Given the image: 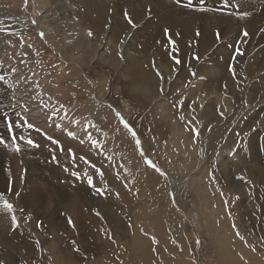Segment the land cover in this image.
<instances>
[{
	"label": "rangeland",
	"instance_id": "obj_1",
	"mask_svg": "<svg viewBox=\"0 0 264 264\" xmlns=\"http://www.w3.org/2000/svg\"><path fill=\"white\" fill-rule=\"evenodd\" d=\"M81 1L0 0V75L8 73L6 79L14 78L16 84L9 87L5 79L1 89L14 92L12 96L27 103L30 111L22 115L59 141L54 144L31 129L47 141L50 153L59 151L60 160L64 159L53 163L48 157L50 162L31 156L53 178L50 187L67 184L59 177L67 178L71 188L90 193L81 197L69 192L85 201L84 211L90 213L93 223L102 221L99 207L105 206L124 222L125 233L110 231L113 243L109 234H104L105 227L78 232L68 224L72 217L64 211L69 204L67 194L60 198V191L48 189L49 218L40 217L33 209L14 208L19 227L14 235L3 239L8 251L0 252V260L9 264L14 257L15 264H24L20 248L29 256V243L22 238L28 235L34 241L28 264H145L128 250L133 229L138 228V235L149 240L152 264H264V90L258 88L264 74V1L204 0L206 10L201 12V0H192V6L189 0L182 4L171 0L169 5L165 0H91L96 15L109 6L104 23L93 16V11L91 18L86 0ZM170 6L176 7L173 12ZM125 10L135 28L124 20ZM204 12L211 14L214 25L206 27ZM238 13L240 23L245 24L228 30L225 21ZM181 15L189 16L190 23H171ZM10 24L14 30L8 28ZM165 28L171 31L179 65L170 58L173 46L166 41ZM210 28L211 40L199 50L197 40ZM244 30L249 33L247 37ZM153 61L165 77L164 95L158 91L161 83L154 74ZM12 67L16 74L10 72ZM8 98L1 103L9 104ZM53 112L56 115L50 119ZM116 112L129 123L135 136L123 127ZM217 131L223 136L210 152L205 146H211ZM5 133V126L0 127V135ZM31 139L38 145L31 149L40 153V144ZM224 150L229 151L228 157L221 156ZM71 160L77 167L84 164L87 174L95 168L94 161H100L101 170L96 175L115 170L114 175L123 182L121 188L106 192L94 175L96 187L106 192L97 195L86 181L75 179L73 174L79 173L80 167H72ZM147 160L164 175L148 167ZM143 178L160 185L156 188L146 179L139 189ZM132 187H138L135 193L128 189ZM124 188L130 196L127 201ZM155 195L157 199H153ZM0 218L11 220V214L0 208ZM52 219L55 236L49 229ZM55 239L59 251L66 247L74 257L64 256L62 262L53 255L51 258L45 244ZM8 252L11 256H6Z\"/></svg>",
	"mask_w": 264,
	"mask_h": 264
},
{
	"label": "bare ground",
	"instance_id": "obj_2",
	"mask_svg": "<svg viewBox=\"0 0 264 264\" xmlns=\"http://www.w3.org/2000/svg\"><path fill=\"white\" fill-rule=\"evenodd\" d=\"M82 1H85V0H82ZM106 1H109V0H106ZM170 1L171 0H165L166 4H168V5H169ZM97 2H99V1H97ZM84 5H86L85 8H87L86 10L89 12L91 18H92V14L91 13L93 11V16H97V18L102 20V22L104 23V21L106 19V14H107V12H109V10L107 11V9L109 8L108 5L105 6L106 10L101 15H99V14L96 15V10H95L96 7H94V3L91 0H86ZM100 5H104V3H101ZM170 8H171L170 12H173L176 7L175 6H170ZM205 14H206V16H205V19L203 20V22H205V25L207 27V26H210L211 24H213V22H212L213 18L211 16V14H209L208 12L205 13ZM231 17H232L231 19L225 21V23H228L229 26H230V27L228 26L229 28L225 27L228 30H233L234 26H235V28L238 27L240 29V27L245 24V23H243V24L240 23V21L242 20L240 18V15L234 14V16H231ZM176 18H178V19H174L173 21L170 20L172 24H178L179 22H180V24H184L185 20H188V23H190V20H191V18H189V16L185 17L184 15L177 16ZM10 26H13V27L10 28ZM10 26L8 28L11 29V30H14V25L10 24ZM49 32H50V30H46L45 31L46 34H50ZM213 32H214V30H213ZM228 33H230V31ZM201 36H202V38L200 37L197 40V47H198L199 50L203 51V49L206 47V45H208L206 43L207 42L209 43V41L211 40V37H212L211 28H210V32L208 34H207V32H205V29H204V32L201 34ZM203 38L206 40V42L204 41ZM188 46H189V44H188ZM182 50H183V48H182ZM202 54H203V52H202ZM202 54H200V55H202ZM198 55H199V53H198ZM194 59H196V58H194ZM258 69H260V68H258ZM222 71H225V70L222 69ZM202 72H205V70L202 71ZM255 73H258V71H256ZM260 76H261V78H260V80L258 82L259 83L258 84V86H259L258 88L264 90V74H261ZM13 79L12 80L8 79L9 81H7L6 84L8 86L9 85H11V86L16 85L13 82ZM2 84L4 85L5 81L0 82V110L1 109L7 110V107H8L9 104L8 103H5V104L1 103V99L9 97L10 98L9 103H10L11 100H12V97H13L12 95H14V92H10L9 90L1 89V85ZM12 119L14 121L16 120L15 117H13ZM4 126L5 125L3 123H0V127H4ZM16 132H17L18 135L19 134H23L26 138L27 137H30V138L34 137L38 141V143L40 144L41 148H39V149L41 150V152L40 153L35 152L34 150L31 149L30 146H28V145H26V144H24L22 142H21L22 151L19 154L15 153L14 151L11 150V145H10V147L8 149H4L3 147L0 148V193L4 194V199H7L11 203H13L14 208H19L21 206L22 208H24L27 211H30V210L33 209L35 211V213H37L40 217H46V213L48 212V210L50 208V203H51V201H50L51 195H50L49 190H51L52 192L53 191H60V195H59L60 198H63L67 194L65 199H66V201L69 204L66 207H64V211L67 212V214L72 217V222H73L74 226L72 225L71 228H76L78 230V232L79 231L80 232H84V231L87 230L88 227H90L91 229H94L95 227H98V228L105 227L104 230H103L105 235H108L110 231L112 233H114V234H119V235L125 233V231H123L125 229V226H126L124 224V222H122L120 220V217L117 215V213L114 210H110L109 208H107L105 206L99 207L101 212H102V214H103V217H102V221L103 222L100 221L99 219H97V222L93 223L94 221L90 217V213H86L84 211L85 201L80 202L79 196L77 194H74V193L69 194V192L80 193L79 195L81 197H83L82 195H85L84 194L85 190L81 189L79 191L77 189L78 187L76 189L71 188L69 186L70 182L67 180V178L59 177L60 180L66 181L67 184H62L61 183L62 186L58 187L57 189H53L52 187H50L49 180H50V182H52L51 179H53V178H51L48 175H46V171L44 170V166L41 165L39 163V161H37L35 159H32L31 156L32 155L42 156L43 159H47V157H48L51 162L60 163V161L62 162V160H64V159L60 160V156H61L60 152L58 151V152H55V153H50L51 151H50L49 144H47V141L44 138H41L40 136L36 135V132L32 131L31 129L21 128V129H17ZM3 135L7 138L8 134L6 132ZM222 136H223V134L222 133H218V131H217L215 133V135L213 136V138H212L213 142L211 143V146L210 147L205 146L206 147L205 149H207L210 152L214 151V150H211V148H214L217 145L218 140H220L222 138ZM47 145L49 147L48 149H47ZM221 156L228 157L229 156V151L228 150H224L221 153ZM78 161L80 163H82L83 159H79ZM70 162L72 163V165H71L72 167H74V168L80 167V168L77 169V171L79 173H76V175H78L81 178V180L83 179L84 181H86V183H87V179L89 177H91V179H92V177L95 175L96 178L98 179L97 180V185L98 186H104L105 189H106V192H108V191L112 192L113 190H118L119 191V189L122 186L123 182L119 179L118 176L114 175L115 170L113 171V173L104 172V174L101 173L100 176L96 175L101 170L100 169V167H101L100 166V161H94L95 168L91 169L88 172V174H87V170L88 169L86 170L83 167L84 164L80 165L78 163V167H77V163L74 160H71ZM83 162H85V164L87 163L86 161H83ZM45 163L46 162H44V164ZM58 171L55 172V174L58 173ZM138 172H141V171L138 170ZM63 174H62V176H63ZM121 174H122L123 177L128 178L126 173L122 172ZM142 175L145 177L144 174H142ZM40 179H42L43 182H44V180H46V182L43 183L42 181H40ZM146 179H147V182L149 184L155 186L156 188L159 187L160 184L156 180L151 179V178H146ZM146 179L143 178L142 183L139 186V189H142L145 186ZM10 181H11V183H10ZM87 185H88V183H87ZM9 189H10V192H9ZM128 189H131V191L133 193H135L134 191L137 190L138 187H132V188H128ZM125 191H127V190L124 188V193H123L124 194V199L127 201V200L130 199V196L128 194H126ZM85 193H87V192H85ZM89 194L90 193H87V195H85V196H89ZM157 198H158L157 195H155L153 197V199H157ZM89 200L91 201L90 198H89ZM38 202L41 203L39 206L37 204ZM61 212H62V209H61ZM46 218H49V217H46ZM53 221H54L53 219L51 221L49 220V223H51V224H50V228L49 227L48 228L51 229V233L55 236V232L57 230H56V228L55 229L52 228V224H54ZM57 221H59V220H57ZM59 222L61 223V222H63V220H61ZM86 223H89V224H86ZM96 224H98V225L96 226ZM63 229L67 230L66 225L64 226ZM133 230L135 231L134 235H133V238L129 241V244H128L129 245L128 246V250L130 251L129 254L134 256V258L141 259L145 264H152L153 253H151L149 251V247H148V243H149L148 241L149 240L145 236L144 237H145L146 240H144L143 235L142 236L138 235V234H141L138 231V228L137 229L134 228ZM14 233H16V230L13 229L10 218H6L4 220H0V252L5 249V245L2 243L3 239H5L6 237H9L11 234L14 235ZM92 234H94V233L92 232ZM22 236L23 235H21V237ZM38 237H39V239L42 238V236L40 234H39ZM22 238H24L27 241V243H29V245H27L28 250H29V253H28L29 256L27 255L26 250L20 248V251H21V258L20 259L24 262V264H28L29 259L31 258L32 254L34 253V246L32 245L34 241L31 240L28 237V235H25ZM55 241H56V239L54 241H48V243L45 244L46 245L45 247H47V249L49 250L48 252H50L51 258H52V255H53L55 260L57 259L59 262H62V261H64V256L65 257L66 256L68 257V255L70 256L71 252H68V248H66V247L62 248L63 252L61 250L59 251L57 249V247L55 246V244H54ZM55 243H58V242H55ZM7 251L8 250L5 249V252H7ZM61 252H62L63 255H60L58 257L57 254L58 253L60 254ZM10 254L8 252L6 254V256H11ZM70 257L73 258L74 256L73 257L70 256ZM16 260H17L16 258L12 257V258H10L8 260V263L9 264H15ZM66 262L70 263V261H68V260Z\"/></svg>",
	"mask_w": 264,
	"mask_h": 264
},
{
	"label": "snow or ice",
	"instance_id": "obj_3",
	"mask_svg": "<svg viewBox=\"0 0 264 264\" xmlns=\"http://www.w3.org/2000/svg\"><path fill=\"white\" fill-rule=\"evenodd\" d=\"M27 3V0H26ZM177 4H182L183 0H176ZM189 6H192V0H189ZM199 11L203 12L206 10V6L204 4V0H201V5L198 8ZM150 11V9H149ZM220 11H223L222 9ZM239 15V13H238ZM244 16L247 15V13H243ZM123 18L124 20L127 22L128 25H130L131 27L135 28L136 24L133 20V18L130 16V14L128 13L127 10L124 11L123 13ZM164 35L166 38V41L169 45H172L173 47L171 48L169 55L170 58L174 61L175 65H179L181 64V60L178 58L177 55H174L173 53L177 52V49L175 48V42L172 39V34L170 29L165 28L164 30ZM89 37H91L93 34L91 31L88 32ZM197 35L199 36L200 33L199 31H197ZM216 39L219 40L221 38V34L219 32V30L216 31ZM249 35V33L247 32V30L243 31V36L247 37ZM40 37L41 39H44V33L41 32L40 33ZM238 55H242V53H240L239 51L237 52ZM120 58L123 59V55H120ZM196 59H199L198 57H196ZM152 68L154 70V74L155 76L159 79L161 86L159 87L158 91L161 95L165 94V90L163 87V83L165 82V77L163 76L162 71L156 66L155 61H153L152 63ZM10 72L12 74H16L17 73V69L15 67H12L10 69ZM234 74V72H233ZM6 75H8V73L2 74L0 75V82L5 81L6 79ZM20 76H17V79H20ZM9 87H11V85H9ZM226 87V86H225ZM33 100L35 99L34 97L32 98ZM193 103H195V101H193ZM43 107H47V105H43ZM62 107V106H61ZM16 108H19L21 111L17 112ZM227 109H225L226 111ZM30 109L28 107V104L25 103L22 100H17L15 96L12 97L11 102L9 103L7 110H0V123H3L5 125V129L7 132V138L4 135H0V147H3L4 149H8L11 145V150L14 151L15 153L19 154L22 149H21V142L31 146V147H37L38 145L36 144V142L31 139V138H26L23 134H17L16 130L17 129H21V128H28V129H33L38 133H41L43 135L46 136L47 139L51 140L52 143L54 144H59V141L56 139H53L50 136H47L46 133H43L42 129H40L39 127H37L36 125H34L33 123L29 122L28 118L26 115H22V113H27L29 112ZM194 111V109H193ZM221 116H223V112L219 113ZM15 115L16 116V120L14 121L12 119V116ZM56 113L53 112L50 119L55 117ZM117 119L120 120V122L122 123L123 127L125 129H127L129 132H132L133 136L136 135V133L134 132V130L132 129V127L129 125V123L127 121H125L123 119V117L121 116V114L119 112L115 113ZM185 118L183 116L180 117V120H184ZM195 119V117L193 118ZM190 131L193 132L194 135H199L198 130H196L195 128H191L189 129ZM70 136H74V133H69ZM136 146L137 148H140V154L141 156L144 155L143 153V149L140 147V141L137 139L136 140ZM235 154V153H233ZM145 163L148 165V167L153 168L155 171L159 172L160 175H164L163 172H161V170L159 168H157L151 160H147L145 161ZM73 175H76L75 173ZM76 179H80V177L78 175H76ZM240 179H244L243 177H240ZM11 183V181H10ZM87 183L90 187L95 189V193L97 195L100 196H104L106 194L105 190L100 188V187H96V185L94 184L93 180L91 179V177H89L87 179ZM126 186V185H125ZM10 192V189H9ZM221 195L223 196V193L221 192ZM227 203V201H226ZM0 208H2L6 213L11 214V224L13 226V229L18 228L19 227V221L16 218L15 215V211H14V205L13 203H11L9 200L4 199V194L0 193ZM96 215H100L99 212H96ZM68 224L69 225H73V222L71 220V218H68ZM74 226V225H73ZM129 228L132 227L131 224L128 225ZM141 232H143V229H141ZM237 235H239V233H237ZM109 239L113 240V243H115V240L113 239V237L111 236V233L109 232ZM241 239H243L241 237ZM152 243L156 244L157 241L155 239V237H152ZM73 244H75V241H73ZM76 251H79V249H75ZM0 264H5V262L3 260H0Z\"/></svg>",
	"mask_w": 264,
	"mask_h": 264
}]
</instances>
